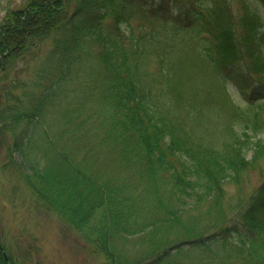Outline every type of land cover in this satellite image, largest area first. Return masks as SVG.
Here are the masks:
<instances>
[{"label": "trees", "instance_id": "trees-1", "mask_svg": "<svg viewBox=\"0 0 264 264\" xmlns=\"http://www.w3.org/2000/svg\"><path fill=\"white\" fill-rule=\"evenodd\" d=\"M137 5L161 11L147 0H26L6 13L0 23V137L8 163L109 264H192L175 255L211 244L228 248L215 264H264V179L236 214L240 224H219L226 184L237 185L247 170L264 171V140L250 136L264 131V97L249 110H231L238 126L228 128L229 140L219 148L184 131L183 122L171 118L180 101L161 97L176 76L168 48L178 29L191 30L185 49L223 81L240 93L255 87L264 95L261 20L243 0L237 15L227 0H187L175 17H164L161 31L170 35L161 39L151 28L128 36L122 26ZM159 42L164 48L156 52ZM154 51L163 74L155 92L143 73ZM27 70L29 81L22 78ZM130 181L143 187L137 195ZM205 204L219 228L211 233L182 218ZM139 232L149 237L143 257L114 258L113 240ZM0 264L22 262L0 244Z\"/></svg>", "mask_w": 264, "mask_h": 264}, {"label": "rangeland", "instance_id": "rangeland-1", "mask_svg": "<svg viewBox=\"0 0 264 264\" xmlns=\"http://www.w3.org/2000/svg\"><path fill=\"white\" fill-rule=\"evenodd\" d=\"M185 1L187 0H147L154 5L160 4L161 11H152L148 7L137 5L131 9L132 16L122 29L130 33L128 36H137L140 33L146 35L153 28L162 39L171 33L161 31L166 23L164 17H175ZM243 1L248 8L258 14L261 20L259 31L264 33L263 2ZM25 2L26 0H0V23L7 12L21 8ZM227 3L234 15L242 11V0H227ZM112 23L113 20L107 18L104 26L109 27ZM190 34L191 30L178 29L173 37L171 36L174 42L168 48L169 71H173L176 76L172 80L171 89L162 93L161 97L163 100L166 99L165 101H180L181 105L173 112L171 118L183 122L184 131L205 145L219 148L223 141L229 140L228 128L238 126V121L231 117V110L235 107L242 110L254 108V104L264 95L255 87L240 93L232 84L223 81L220 76L202 64L199 58L185 49L187 40L184 37ZM155 48V51L159 52L164 47L159 42ZM155 51L147 56L143 68L145 80L154 84L153 92L154 87L158 89L163 81L160 78V74L161 76L163 74L159 70L158 59H155L157 55ZM31 77L30 71L23 72L24 80L29 81ZM69 100L72 101L73 98L69 97ZM162 106L164 108V105ZM250 136L252 139L264 140V131L256 136ZM5 145L0 137V244L4 254L14 257L22 264H109L102 252L31 193L18 171L8 163ZM262 164L264 165V161ZM263 179L264 171L251 169L239 177L237 185L226 184L225 199L222 203L224 215L219 223L223 225L222 228L240 224L239 216L236 214L243 211L244 204ZM130 184L134 185V195L143 188L138 182L130 181ZM207 209L208 206L205 204L182 213L184 224L189 220L196 221L200 229L208 227L207 232L218 230L215 216L210 215ZM237 229L240 230L241 227ZM235 232L233 230L230 234L235 236ZM154 235L157 238L159 232L156 234L154 231ZM147 239H149L147 232H139L126 238H115L112 242L113 257L126 261L141 259L149 248L145 242ZM235 239L231 236L229 240ZM153 242L160 246L156 240ZM219 247L222 246L211 244L203 249H186L175 255L174 259L183 263L215 264L228 253V248Z\"/></svg>", "mask_w": 264, "mask_h": 264}]
</instances>
